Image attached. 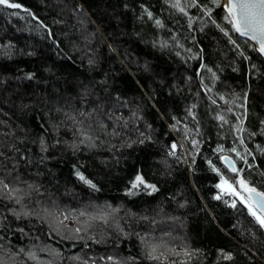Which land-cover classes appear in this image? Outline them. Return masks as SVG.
Instances as JSON below:
<instances>
[{"label":"trees","instance_id":"trees-1","mask_svg":"<svg viewBox=\"0 0 264 264\" xmlns=\"http://www.w3.org/2000/svg\"><path fill=\"white\" fill-rule=\"evenodd\" d=\"M10 3L0 264H264V227L214 197L215 171L264 193V59L222 0Z\"/></svg>","mask_w":264,"mask_h":264},{"label":"snow or ice","instance_id":"snow-or-ice-1","mask_svg":"<svg viewBox=\"0 0 264 264\" xmlns=\"http://www.w3.org/2000/svg\"><path fill=\"white\" fill-rule=\"evenodd\" d=\"M214 2H216V0H214ZM0 5H6L11 8L20 7L19 4L10 3V0H0ZM174 6L178 7V5ZM224 7L228 13V17L226 18H231L230 22L232 23L233 30L240 33L242 36H248L250 39L258 41V51L264 54V0H227ZM181 11H183V9H181ZM149 15L151 14L149 13ZM157 23L159 24L160 22L157 21ZM233 171H235V169H233ZM81 179H83V176H81ZM136 180L138 183H143V179L139 176H137ZM240 183L243 184V181H240ZM136 186V184H133V187ZM4 187L7 188L8 186L4 185ZM148 187H152L153 191H155L154 186ZM247 191L250 194H254L255 197L261 198L257 199L256 203L264 210V193H257L254 188H247ZM253 198V195L249 196V199ZM217 199H219V197H217ZM249 211L259 222L260 226L264 227V216L257 215L251 208H249ZM227 258L230 259L231 257Z\"/></svg>","mask_w":264,"mask_h":264},{"label":"rangeland","instance_id":"rangeland-1","mask_svg":"<svg viewBox=\"0 0 264 264\" xmlns=\"http://www.w3.org/2000/svg\"><path fill=\"white\" fill-rule=\"evenodd\" d=\"M223 10H224V7H223ZM229 22H230V20H229ZM225 181H226V183H225ZM240 181H243V184L240 183ZM247 188H250V187L248 186L247 182H245L242 179V177H238L234 183L230 182L229 180H227L225 178V179H222L220 184H219V189L223 194H225L226 192L229 194L232 193V194L236 195V199L239 200L244 206H246V205L244 204L243 199L246 202V204H248L251 207H254L253 204L251 203L248 195H247Z\"/></svg>","mask_w":264,"mask_h":264},{"label":"bare ground","instance_id":"bare-ground-1","mask_svg":"<svg viewBox=\"0 0 264 264\" xmlns=\"http://www.w3.org/2000/svg\"><path fill=\"white\" fill-rule=\"evenodd\" d=\"M236 34H237V33H236ZM244 115H245V113H244ZM167 127H168L169 130H171V128H170L169 125H167ZM241 135H244L243 130H241ZM178 143H179V147H180V149H181V150L183 151V153H184L185 159H186L187 162L189 163V157H188V154H187V152H186V150H185L184 145H183L181 142H179V141H178ZM231 153H232V154H237L236 151H234V150H233ZM224 156L230 158V159L234 162L235 171H236V163H235L234 159L232 158V156H230V155H228V154H223V155L221 156V161H222V158H223ZM222 164H223V163H222ZM189 165H190V163H189ZM223 165H224V164H223ZM224 167H225L228 171H230L225 165H224ZM235 171H233V172H235ZM215 172H216V174L219 175L220 179H219L218 182L216 183V190H217V192L215 193L214 197H215L216 199H217V197H219V199H221V197H226V196H230V195H231L232 197L236 198V195H234V194H232V193L229 194V193L226 192L225 194H223V193L220 191L218 185L220 184L222 178L225 179V177H224L223 174H220V173L217 172V171H215ZM230 172H232V171H230ZM243 202H244V204L246 205L245 207H246V209H247V211H248L249 213H250L249 208H251L253 211H255V212L257 213V215H260V216H262L261 214L264 215V213H261L260 211H258V210L255 208L254 205H253L254 207L249 206L248 204H246V202L244 201V199H243ZM250 214H251V213H250ZM251 215H252V214H251Z\"/></svg>","mask_w":264,"mask_h":264},{"label":"water","instance_id":"water-1","mask_svg":"<svg viewBox=\"0 0 264 264\" xmlns=\"http://www.w3.org/2000/svg\"><path fill=\"white\" fill-rule=\"evenodd\" d=\"M222 2H223V7H224V5H225V3L227 2V0H222ZM224 12H225V14L227 15V17H228V13H227V11L225 10V7H224ZM229 20H231V18H229ZM231 23V22H230ZM231 25H232V23H231ZM237 33V32H236ZM237 35L239 36V37H241V38H243V39H245V40H247V41H249L254 47H255V50L257 51V53L264 59V54H261L259 51H258V49H259V43H258V41H256V40H252V39H250V37H248V36H242L240 33H237ZM222 163L230 170V171H232L233 172V169H235V166H234V162L230 159V158H228V157H226V156H224L223 158H222ZM256 190V189H255ZM256 192L257 193H261V192H259L258 190H256ZM247 195H248V197L250 196V195H253L254 196V198L253 199H250V201H251V203L255 206V208L258 210V211H260L261 213H264V210H262L258 205H257V203H256V200L257 199H261L260 197H255V195L254 194H250L248 191H247Z\"/></svg>","mask_w":264,"mask_h":264}]
</instances>
